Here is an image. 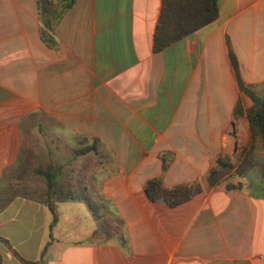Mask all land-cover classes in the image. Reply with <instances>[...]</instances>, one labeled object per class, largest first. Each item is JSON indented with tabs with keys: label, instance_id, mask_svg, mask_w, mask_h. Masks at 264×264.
<instances>
[{
	"label": "crops",
	"instance_id": "1",
	"mask_svg": "<svg viewBox=\"0 0 264 264\" xmlns=\"http://www.w3.org/2000/svg\"><path fill=\"white\" fill-rule=\"evenodd\" d=\"M73 1L0 0V173L25 141L100 139L89 193L127 245L95 236L84 203L60 204L51 228L44 205L19 197L0 212V264L37 262L49 242L47 264H264V148L234 115L253 105L241 81L264 86V0H219L215 22L161 52V0ZM253 144L242 179L175 208L145 192L157 177L200 180L223 155L237 168Z\"/></svg>",
	"mask_w": 264,
	"mask_h": 264
},
{
	"label": "trees",
	"instance_id": "2",
	"mask_svg": "<svg viewBox=\"0 0 264 264\" xmlns=\"http://www.w3.org/2000/svg\"><path fill=\"white\" fill-rule=\"evenodd\" d=\"M39 7L42 2L37 0ZM67 8H71L72 3ZM219 18V0H161V12L153 39L154 52H161L171 44L195 35L202 28ZM241 89L253 102L245 111L238 103L234 115L247 114L254 142H260L264 148V86L258 91L244 82ZM254 144L250 149L244 148L246 157L236 168V163L229 155L220 156L209 174L195 182L181 183L174 186L165 184L163 177L149 180L145 192L153 203L178 207L200 194L205 188L222 182L226 176L234 173L237 178H244L247 171L254 168ZM65 151V152H63ZM108 157L98 138L81 139L75 147L62 144L58 140H29L23 143L15 165L0 173V212L4 211L16 198H25L44 205L52 216L51 228L59 221V206L62 203H84L99 221L95 236L108 233L119 238L123 247L127 239L120 227L111 229L103 205L94 201L89 193L87 181L90 175ZM236 168V169H235ZM167 164L164 165V170ZM229 191L241 190L242 184L233 180L227 184ZM124 222L121 220V225ZM120 225V226H121ZM123 226V225H122ZM50 242L42 251L40 260L28 262L15 252V256L27 264H47L46 254Z\"/></svg>",
	"mask_w": 264,
	"mask_h": 264
},
{
	"label": "rangeland",
	"instance_id": "3",
	"mask_svg": "<svg viewBox=\"0 0 264 264\" xmlns=\"http://www.w3.org/2000/svg\"><path fill=\"white\" fill-rule=\"evenodd\" d=\"M73 147H75L74 145H72ZM63 152H65V151H63ZM256 163H258V161H256ZM261 165H263L264 166V162H261ZM259 166H260V162H259ZM251 170V169H250ZM249 170V171H250ZM253 170V169H252Z\"/></svg>",
	"mask_w": 264,
	"mask_h": 264
}]
</instances>
